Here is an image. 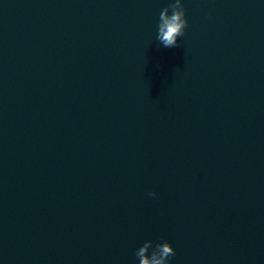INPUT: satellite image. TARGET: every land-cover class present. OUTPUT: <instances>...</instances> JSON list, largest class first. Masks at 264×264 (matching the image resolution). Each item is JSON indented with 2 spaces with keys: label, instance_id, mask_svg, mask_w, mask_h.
Returning a JSON list of instances; mask_svg holds the SVG:
<instances>
[{
  "label": "water",
  "instance_id": "1",
  "mask_svg": "<svg viewBox=\"0 0 264 264\" xmlns=\"http://www.w3.org/2000/svg\"><path fill=\"white\" fill-rule=\"evenodd\" d=\"M169 2L0 0V264H264V0Z\"/></svg>",
  "mask_w": 264,
  "mask_h": 264
},
{
  "label": "clouds",
  "instance_id": "2",
  "mask_svg": "<svg viewBox=\"0 0 264 264\" xmlns=\"http://www.w3.org/2000/svg\"><path fill=\"white\" fill-rule=\"evenodd\" d=\"M185 11L182 0H170L160 11L156 40L164 47L177 46V38L184 35L188 24ZM148 195L156 197L157 193L150 191ZM135 256L138 258V264H172L171 258L175 256V250L167 240L157 242L154 246L151 240H145L136 249Z\"/></svg>",
  "mask_w": 264,
  "mask_h": 264
}]
</instances>
